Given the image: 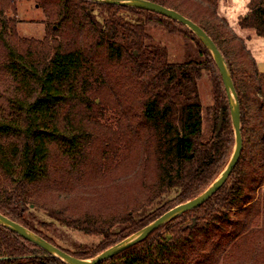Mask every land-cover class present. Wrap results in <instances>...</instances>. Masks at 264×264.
Listing matches in <instances>:
<instances>
[{
    "label": "trees",
    "instance_id": "obj_1",
    "mask_svg": "<svg viewBox=\"0 0 264 264\" xmlns=\"http://www.w3.org/2000/svg\"><path fill=\"white\" fill-rule=\"evenodd\" d=\"M19 1L0 0V67L13 84L0 111V214L75 259H92L219 176L234 148L226 93L205 46L166 17L33 0L49 24L41 40L26 39L10 16ZM146 1L192 21L220 52L237 95L242 148L204 204L100 264H264V74L219 18L218 0ZM246 10L239 30L264 40V0H249ZM155 27L191 41L196 55L169 61L148 33ZM204 72L212 90L207 137L197 95ZM43 218L101 240L65 251L41 231ZM0 264L63 263L0 227Z\"/></svg>",
    "mask_w": 264,
    "mask_h": 264
},
{
    "label": "rangeland",
    "instance_id": "obj_2",
    "mask_svg": "<svg viewBox=\"0 0 264 264\" xmlns=\"http://www.w3.org/2000/svg\"><path fill=\"white\" fill-rule=\"evenodd\" d=\"M249 0H218L217 13L219 18L224 20L235 36L242 39L246 49L253 57L256 68L264 74V40L257 39L253 31H241L237 26L238 18L246 13V5ZM16 21V32L21 38H32L41 40L44 36L45 28L49 24L42 9L33 0H20L15 4L14 14H10ZM154 39L155 44L165 48L169 61H182L188 52L196 55L194 44L183 36L175 34L169 35L160 28H150L148 32ZM0 58V66H2ZM13 84L8 75L0 67V111L7 108L8 99L11 97ZM197 95L202 106L203 126L202 132L205 137L209 135V124L206 116V108L212 105V90L210 77L207 72L202 74L197 83ZM96 104L99 100L95 101ZM42 219V218H40ZM41 231L50 238L58 247L65 251H75L81 248H89L100 242L99 237L86 236L78 232H73L48 219Z\"/></svg>",
    "mask_w": 264,
    "mask_h": 264
},
{
    "label": "water",
    "instance_id": "obj_3",
    "mask_svg": "<svg viewBox=\"0 0 264 264\" xmlns=\"http://www.w3.org/2000/svg\"><path fill=\"white\" fill-rule=\"evenodd\" d=\"M81 1L148 11L166 17L174 22H177L178 24L186 28L188 31H190L193 35H195L209 52L210 56L212 57L220 73L228 101V106L230 110V120L234 134V148L228 163L226 164L222 172L219 174V176L214 180V182L201 195L184 204L175 206L174 208L170 209L169 211L161 215L158 219H156L155 221L151 222L150 224L142 228L140 231L129 236L125 240L105 250L104 252L100 253L99 255L95 256L92 259H88V260L75 259L70 255H68L67 253L63 252L62 250L49 244L39 236L33 234L32 232L19 226L18 224L13 223L12 221H10L9 219L5 218L0 214V227L14 234H17L25 241L42 249L49 256L55 258L61 263L100 264L101 262L111 259L114 256L135 246L136 244L144 241L154 231L162 228L163 226L173 221L174 219L198 208L199 206L204 204L209 198H211L224 185L229 175L233 171L235 165L237 164L241 153L242 139L240 133V129H241L240 110H239L237 95L232 80L230 78V73L223 57L221 56L220 52L217 50L211 39L192 21L185 18L184 16H182L181 14H179L174 10L165 8L163 6H160L158 4L146 0H81ZM222 122L223 119H222V115L220 114L216 128V135H218V133L221 130Z\"/></svg>",
    "mask_w": 264,
    "mask_h": 264
}]
</instances>
